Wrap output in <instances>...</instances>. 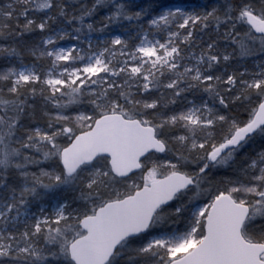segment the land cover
<instances>
[{
    "label": "snow or ice",
    "instance_id": "obj_1",
    "mask_svg": "<svg viewBox=\"0 0 264 264\" xmlns=\"http://www.w3.org/2000/svg\"><path fill=\"white\" fill-rule=\"evenodd\" d=\"M0 264H264V0H0Z\"/></svg>",
    "mask_w": 264,
    "mask_h": 264
}]
</instances>
